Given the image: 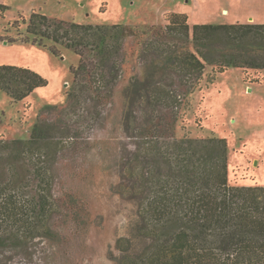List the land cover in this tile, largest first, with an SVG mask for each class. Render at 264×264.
Segmentation results:
<instances>
[{
    "label": "rangeland",
    "instance_id": "374dc122",
    "mask_svg": "<svg viewBox=\"0 0 264 264\" xmlns=\"http://www.w3.org/2000/svg\"><path fill=\"white\" fill-rule=\"evenodd\" d=\"M0 4L9 8L0 13V67L28 68L48 81L22 102H14L0 89V181L17 182L16 190H22L26 200H36L39 180L34 168L43 160L53 201L44 221L21 216L1 229L0 264H120L118 242L125 237L133 242L132 256H144L153 241L140 209L152 193L144 196L133 187L150 178L148 174L167 175L169 169L165 157L139 152L147 142L144 138L169 157V142L175 139H226L229 185L264 187V70L232 67L216 74L214 66L206 65L176 120L170 110L130 97L136 78L188 90L195 79L181 78L170 57L196 53L191 28L264 24V0H0ZM174 13L187 16L189 33L179 28L165 31ZM33 14L64 22L57 37L60 43L32 35L31 40L37 38L43 45L8 42L27 35L26 23ZM14 23L17 28H10ZM72 23L125 26L131 32L120 39L111 34L117 71L111 74L109 65L106 73L111 75L106 84H99L102 90L94 92L93 86L84 95L78 87L71 101L67 96L74 83L71 68L82 58L92 60L98 41V35L70 27ZM223 40L219 34L206 48L212 59L218 60L226 48ZM46 107L58 110L45 111ZM37 122L47 123V140L34 144L31 152L24 144H12L29 140ZM37 154L46 158L40 160ZM140 158L149 169L146 178ZM155 166L159 170L154 171Z\"/></svg>",
    "mask_w": 264,
    "mask_h": 264
},
{
    "label": "trees",
    "instance_id": "16d2710c",
    "mask_svg": "<svg viewBox=\"0 0 264 264\" xmlns=\"http://www.w3.org/2000/svg\"><path fill=\"white\" fill-rule=\"evenodd\" d=\"M8 9L0 4L1 15ZM168 21L165 31L179 28L189 33L186 15L174 13ZM26 25L25 37L8 42L21 41L42 46L43 43L37 41V38L30 39L32 35L60 43L57 37L64 22L33 14ZM9 27L17 28L15 23ZM70 27L98 35L93 59L82 58L77 67L71 68L74 83L67 96L72 101L78 87L84 95L93 86L94 92L102 90L99 84H106L110 75L117 71L113 60L116 52L109 44V38L114 34L120 39L131 30L125 26L75 23ZM191 29L196 53L186 51L170 58L172 64L178 67L181 78L190 75L195 82H192L188 90L179 91L157 85L149 77L136 78L132 83V101L142 100L154 107L166 108L176 120L189 103V94L194 92L206 65L214 66L216 74H223L232 67L264 70V24L194 25ZM219 34L223 35V41L228 46L225 44L226 48L220 53V58L215 60L206 48L213 45L214 37ZM50 51L57 56L56 49L50 48ZM107 69L111 74L106 73ZM47 84L46 79L31 69L0 67V89L14 102L26 100L36 89L46 87ZM44 110L57 111L58 108L46 107ZM46 124L37 122L29 140H14L12 144H24L29 149L39 141L47 140L49 132L45 129ZM144 139L147 142L141 145L139 152H153L162 159L165 157L169 169L167 175L161 170L158 177L148 174L149 169H146V164L140 158L142 171H145L142 175L146 178L148 174L150 178L140 179L133 191H139L144 196L145 193H152L141 203L140 210L150 224L148 235L153 242L150 250L137 258L132 256L133 242L126 237L120 239L118 245L123 253L120 264H264V187L229 185L227 140L215 137L175 139L169 142V157L165 153L161 154L158 145L154 148L152 140ZM37 155L40 160L46 158L43 154ZM157 170L159 167L155 166L154 171ZM34 171L38 176L39 190L33 201L26 200L22 190H16L17 182L0 181V232L13 219L21 216L32 219L31 215H34L44 221L52 211V187L48 181L46 163L42 160ZM11 175L16 177L15 172H11Z\"/></svg>",
    "mask_w": 264,
    "mask_h": 264
}]
</instances>
